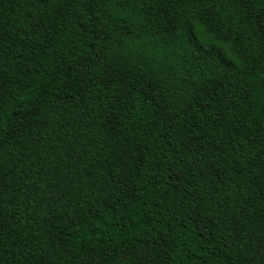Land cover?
Here are the masks:
<instances>
[{"label":"trees","instance_id":"16d2710c","mask_svg":"<svg viewBox=\"0 0 264 264\" xmlns=\"http://www.w3.org/2000/svg\"><path fill=\"white\" fill-rule=\"evenodd\" d=\"M0 264H264V0H0Z\"/></svg>","mask_w":264,"mask_h":264}]
</instances>
